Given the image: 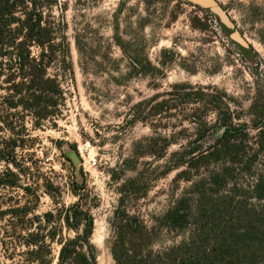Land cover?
Instances as JSON below:
<instances>
[{"label": "rangeland", "instance_id": "obj_1", "mask_svg": "<svg viewBox=\"0 0 264 264\" xmlns=\"http://www.w3.org/2000/svg\"><path fill=\"white\" fill-rule=\"evenodd\" d=\"M55 1L51 15L67 38L68 60L48 71L64 99L60 115L40 127L26 113L28 131L18 149L30 166L29 182L47 179L52 187V195L37 188L34 215L45 220V213L79 203L93 219L98 264H115L121 208L151 230V251H165L193 227L171 230L159 219L181 197H194L198 180L226 172L228 181L213 188L227 191L264 176V0ZM226 107L231 139L243 147L238 162L169 171L175 153L217 141L223 132L217 110ZM204 117L208 126L198 124ZM0 195L21 203L33 196L21 188ZM62 226L57 237H74ZM52 248L56 264L60 246ZM0 261L28 264L20 254L7 259L1 245Z\"/></svg>", "mask_w": 264, "mask_h": 264}, {"label": "trees", "instance_id": "obj_2", "mask_svg": "<svg viewBox=\"0 0 264 264\" xmlns=\"http://www.w3.org/2000/svg\"><path fill=\"white\" fill-rule=\"evenodd\" d=\"M51 8L52 0H0V163L5 164L0 170V190L21 188L33 195L24 203L0 195V245L10 261L20 254L28 264H53L52 246L57 244L60 248L56 264H98L91 243V215L79 203L58 209L56 214L47 212L43 215L45 220L34 215L40 200L37 188L44 187L52 195L51 183L46 179L43 185L37 181H33L35 186L31 184L30 166L18 156V149H24L20 140L28 131L26 113L32 116L34 126L40 127L43 121L60 115L64 99L58 78L48 71L55 61L68 60L67 38L64 31H58ZM64 25L62 20L61 26ZM33 47L39 50L38 55L33 54ZM217 113L218 126L223 128L217 141L206 148L198 144L175 153L169 171L230 158L238 162L243 147L231 139L235 136L230 132L231 113L227 107ZM198 124L208 126L209 122L204 117ZM3 131L10 136L2 137ZM23 178L28 180L26 185L21 183ZM227 181L226 172L198 180L194 197H181L159 219L171 230L193 227L186 240L165 251H151L152 232L148 226L119 209L111 248L115 264L262 263L264 176L260 175L252 185L235 183L227 191L213 188ZM74 194L79 196L76 191ZM63 223L75 231L74 237H57Z\"/></svg>", "mask_w": 264, "mask_h": 264}, {"label": "water", "instance_id": "obj_3", "mask_svg": "<svg viewBox=\"0 0 264 264\" xmlns=\"http://www.w3.org/2000/svg\"><path fill=\"white\" fill-rule=\"evenodd\" d=\"M197 1H204V0H197Z\"/></svg>", "mask_w": 264, "mask_h": 264}]
</instances>
